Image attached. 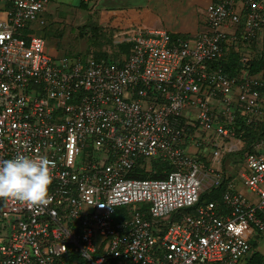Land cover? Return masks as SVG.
I'll list each match as a JSON object with an SVG mask.
<instances>
[{"label":"built area","instance_id":"obj_1","mask_svg":"<svg viewBox=\"0 0 264 264\" xmlns=\"http://www.w3.org/2000/svg\"><path fill=\"white\" fill-rule=\"evenodd\" d=\"M0 1V160L44 156L52 177L45 206L0 199V264H246L264 233V144L246 150L236 124L264 117V81L209 64L264 31V0H211L189 36L139 21L109 59L46 52L31 31L51 0ZM240 152L253 197L225 180ZM154 160L172 170L130 177ZM218 187L220 204L199 203Z\"/></svg>","mask_w":264,"mask_h":264},{"label":"crops","instance_id":"obj_2","mask_svg":"<svg viewBox=\"0 0 264 264\" xmlns=\"http://www.w3.org/2000/svg\"><path fill=\"white\" fill-rule=\"evenodd\" d=\"M80 11H94L95 19L88 17L85 24L88 35L95 39L91 44V53L106 55L109 40L114 38L120 30H125L139 21H148L152 25L164 29L174 36H189L196 34L201 29L204 11L211 0H77ZM61 2L64 3V0ZM98 2H102L104 9L97 8ZM53 3V0H51ZM114 5V6H113ZM50 7V6H49ZM53 11L47 9L46 14ZM89 16V15H88ZM89 36V37H90ZM88 55V54H87ZM152 166V164H151ZM237 187H240L237 184ZM242 191V189H240ZM256 243L252 245V252L247 255L246 264H264V248L254 250ZM259 257L250 260L255 254ZM258 262V263H257Z\"/></svg>","mask_w":264,"mask_h":264},{"label":"rangeland","instance_id":"obj_3","mask_svg":"<svg viewBox=\"0 0 264 264\" xmlns=\"http://www.w3.org/2000/svg\"><path fill=\"white\" fill-rule=\"evenodd\" d=\"M62 0H53V3H49L48 8L49 10H52L53 13L51 14V21L50 24H47L45 26H41L39 24V20L42 18L44 14H46L47 10L40 14V18L36 20L33 23V30L32 35L39 36L44 38L46 43V52L56 58L59 57H85L87 54L91 53V45L87 43L78 42L77 44L76 40H72L77 33V26H82L87 22L88 17H90L92 20L95 19V13L94 11H80V9L77 7L78 1L77 0H64V3L61 2ZM50 6V7H49ZM114 6V5H113ZM97 8L104 9V5L102 2H98L96 5ZM4 10V2L0 1V11ZM89 15V16H88ZM248 50L247 54L253 56L256 54L255 52L261 50L264 51V34H259L255 37L253 42L248 41ZM252 46V48H250ZM117 49L119 52L124 49V47L119 44L117 45H109L106 50L107 56H116L114 53V50ZM263 49V50H262ZM80 53V55H78ZM255 53V54H254ZM245 59L248 58V56L244 57ZM263 120V121H262ZM262 121L264 123V117H262L259 120H253L251 125V129L253 132L258 133L260 130V126L258 125ZM261 124V123H260ZM244 142V141H243ZM244 145L247 146V143L245 142ZM102 156L100 155V158ZM240 159V157H239ZM239 159H236V162H229L225 161L223 162L224 166L226 164H230V169L225 174V180H233L235 181V185H237L238 181V175L243 171L244 165L242 161L239 162ZM164 163V162H162ZM238 186L239 183H238ZM242 192L246 195V197H253L251 194L247 192V189L243 186H241ZM136 206L132 207L129 206L127 208H123V212L126 213L127 216H130L132 211L135 209ZM3 223L0 222V236L3 239L6 235V228H2ZM5 229V230H4ZM254 242L256 243L254 250H259L261 248H264V233L256 232L254 236ZM252 252V248L251 251ZM249 252V254H250ZM68 264V263H66ZM70 264H76L75 262Z\"/></svg>","mask_w":264,"mask_h":264},{"label":"trees","instance_id":"obj_4","mask_svg":"<svg viewBox=\"0 0 264 264\" xmlns=\"http://www.w3.org/2000/svg\"><path fill=\"white\" fill-rule=\"evenodd\" d=\"M45 24H50L51 21V15L50 14H44L42 16ZM90 27L91 29H94L96 27H92L90 24H84L82 26H77V33L76 36L72 39V40H76L77 44L79 41L82 43H87L89 45L93 44L95 42V39L93 38V36L91 37L90 35H88V31L87 28ZM259 34H264V31H260L257 33V35ZM256 35V36H257ZM90 36V37H89ZM255 38L251 39L250 42H253ZM248 43L247 42H238L237 44L234 45H230V48L228 49V51L225 53V55L214 61L211 62L209 64V69L210 70H221V72L227 76V77H234V78H239L243 75L246 76H258L260 77L263 81H264V51L262 52L261 50H259L258 52L256 51L253 56V54L248 55L247 54V50H248ZM252 48V46L250 47ZM263 50V49H262ZM78 55H80V53H78ZM96 57H105V58H110L107 55H104L101 53H96L95 54ZM248 56L247 59H245L244 57ZM68 57V56H67ZM263 121V120H262ZM260 122L258 125L260 126V131L258 133L253 132V130L251 129V127H246V126H242L240 128H238L239 123L237 122L236 126H237V131L241 133V139L242 141H244V143H247L246 146V150H251L254 145L256 144H264V123ZM241 153H235V154H229L225 157L223 162H236V159H239V157L241 156ZM233 161V162H232ZM152 166H151V170L150 171H145L142 168L136 167L131 173H130V177L131 178H140V179H160L163 178L164 175L168 172H170L172 170V168L170 167V164L168 162H164L162 163V161L160 160H154L152 161ZM223 187H218L215 189H212V191L204 193L201 195L200 197V204L201 203H205V202H215L220 204V195L223 191ZM123 208H117L116 212L121 213L123 212ZM123 215H125L126 213H121ZM1 233V231H0ZM2 237L0 236V241H2L1 239ZM72 256L68 257L67 259L69 261H71L72 259L76 260V257L73 256V258H71ZM254 258V260H256V258L259 259V257L255 254H253V256L250 257V260H252ZM68 261V262H69ZM258 263V262H257ZM70 264V262H69Z\"/></svg>","mask_w":264,"mask_h":264},{"label":"clouds","instance_id":"obj_5","mask_svg":"<svg viewBox=\"0 0 264 264\" xmlns=\"http://www.w3.org/2000/svg\"><path fill=\"white\" fill-rule=\"evenodd\" d=\"M51 179L50 161L44 156L17 154L0 160V199L30 207L45 206L50 201Z\"/></svg>","mask_w":264,"mask_h":264}]
</instances>
